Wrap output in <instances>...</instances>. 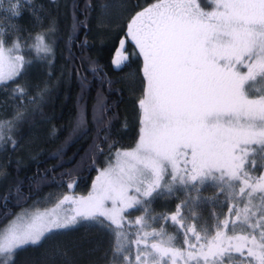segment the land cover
<instances>
[{
	"label": "snow or ice",
	"instance_id": "6c2138e0",
	"mask_svg": "<svg viewBox=\"0 0 264 264\" xmlns=\"http://www.w3.org/2000/svg\"><path fill=\"white\" fill-rule=\"evenodd\" d=\"M5 2L11 16L21 15L17 0H0V4ZM32 2L26 0L28 5ZM206 3L212 5L211 11H205L199 0H157L131 19L126 35L143 57L144 80L143 96L138 100L141 116L136 145L118 149L110 157L88 197L65 195L51 210L29 214L22 225L12 222L0 229V264H14L18 250L78 225L109 233L112 264H149V257L151 264H163L165 257L171 264H176L178 257L186 264H224L225 260L233 264V254L239 255L234 264H264V175L251 177L244 168L247 157L257 148L264 159V90L250 87L264 81V0ZM102 7L107 9L106 5ZM34 18L39 26L42 18ZM17 29L15 24L0 25V87L15 81L26 65L33 63L16 54L21 50L19 38L11 47L5 45L2 37ZM54 31V25L50 26L48 32ZM30 38L34 43L27 50L50 67L55 56L45 35ZM124 44L121 40L113 59L116 68L128 60ZM81 83L83 87V80ZM108 84L110 87L111 81ZM46 91L29 103L42 100ZM12 93V98L21 102L27 95L20 86ZM107 112L108 106L98 97L93 114L98 132L101 126L111 124L113 118L107 117ZM25 118V113L17 110L11 120H0V142L7 138L15 148L12 133ZM85 122V116H81L78 127ZM103 138L108 140L107 135ZM95 147L103 151L99 145ZM108 147L111 150L113 145ZM208 180L216 182L221 192H231L235 181L242 184L238 195L248 190L247 203L231 221V232L230 221L225 218L215 226L213 235L202 238L194 227L178 221V206L177 214L159 219L170 220L181 230L186 228L183 234L188 249L166 246L172 238L165 241L163 229H153L143 231L142 236L137 234V253L134 261L130 260L126 254L125 211L139 207L147 214L154 200L177 192H198ZM72 187L69 183L68 188ZM256 193H260V203L253 205ZM200 199L190 197L184 204L194 209ZM65 205L68 209L61 212ZM136 224L151 226L144 217ZM189 233L195 243L189 242ZM149 237L158 242L149 244ZM141 244L145 245L142 251L138 247Z\"/></svg>",
	"mask_w": 264,
	"mask_h": 264
},
{
	"label": "trees",
	"instance_id": "16d2710c",
	"mask_svg": "<svg viewBox=\"0 0 264 264\" xmlns=\"http://www.w3.org/2000/svg\"><path fill=\"white\" fill-rule=\"evenodd\" d=\"M111 1L38 0L42 6L37 14L42 18L39 26L29 12L18 18L3 17L6 22L0 19V25L18 26L2 37L6 47L19 38L21 50L16 54L33 61L15 81L0 87V120H11L17 110L26 117L12 133L15 148L7 138L0 142V229L32 205L67 193L69 183L75 184V193L88 197L94 176L107 167L110 157L138 140L136 101L141 95L143 58L128 42L129 67L115 70L112 59L120 47L118 42L125 39L127 23L157 0H117L123 4L121 10L104 17L101 7ZM199 2L205 11L212 10L206 0ZM53 25L55 31L48 32ZM36 34L45 35L53 49L55 58L50 67L27 50L34 43L30 36ZM17 86L26 89L23 102L12 98ZM44 89L42 100L29 103ZM98 97L108 106L107 117L113 118L99 132L93 115ZM81 116L86 122L77 131L74 128ZM40 130L38 140L29 144V137ZM109 144L113 145L111 150ZM111 241L105 230L78 225L18 250L14 264H112Z\"/></svg>",
	"mask_w": 264,
	"mask_h": 264
},
{
	"label": "flooded vegetation",
	"instance_id": "af4514ba",
	"mask_svg": "<svg viewBox=\"0 0 264 264\" xmlns=\"http://www.w3.org/2000/svg\"><path fill=\"white\" fill-rule=\"evenodd\" d=\"M132 43V42H131ZM133 44V43H132ZM254 162V163H253ZM245 170L248 171L249 176L251 177H259L264 175V159L261 158L259 149L249 157H247V162L244 166ZM102 170V169H101ZM98 173L94 176L93 185L95 183L96 177ZM167 179V177H166ZM234 188L231 192L225 189V191L221 192L220 186L213 182L212 180L206 181V183L199 188V191H189L188 194L184 192H177L175 196H165L163 198H158L154 200L148 208V213L146 214L139 207L126 210V216L131 220L125 227L126 230L132 231V237L135 240V230L138 232V227L141 225H135L136 220L140 217L145 218V222L150 227H147L146 231L151 232L153 229L160 231L163 229L165 236V241L171 237L170 245L175 249L180 251H186L188 249V245L184 243V234L183 232L186 230H181L177 224H173L170 220L159 219L162 216L170 217L171 215L177 214V208L179 207V214L177 215L178 221L185 225L186 227H194L197 233L204 238L205 236L210 237L214 234L215 226L225 218H228L230 221L229 231L231 232V221L235 219V212L239 209H242L247 203L248 196L246 189L245 194L243 196L238 195L239 187L242 186L241 182L235 181ZM73 187L68 189L66 195H74V197H83L75 193V184H72ZM93 192L91 188V193ZM90 193V194H91ZM89 194V195H90ZM260 193H256L253 196L252 204L258 205ZM190 197H199L200 202L197 207L194 209H189L184 201L189 199ZM229 208L232 209V212H229ZM255 210V209H253ZM260 215L257 212V217ZM148 216L155 217V220H149ZM237 233H241V229L237 227ZM188 239L190 243H195L192 234H188ZM158 242L157 238L150 237L148 239V243ZM203 242V239L202 241ZM239 259L238 254H233V264L236 260ZM149 264H151V257L148 258ZM163 264H171V261L165 257ZM176 264H186L185 259L177 258ZM187 264H197L196 261H187ZM201 264L203 262L201 261ZM224 264H228V261L225 260Z\"/></svg>",
	"mask_w": 264,
	"mask_h": 264
},
{
	"label": "rangeland",
	"instance_id": "374dc122",
	"mask_svg": "<svg viewBox=\"0 0 264 264\" xmlns=\"http://www.w3.org/2000/svg\"><path fill=\"white\" fill-rule=\"evenodd\" d=\"M102 1V0H101ZM17 2L21 5L20 6V8H19V11L21 12V15H19L18 17H21L22 15H23V12H29L31 15L30 16H32V19H33V17L35 16V15H37L38 14V12H39V7L41 6L40 5V3L38 2V0H33V2H32V5H28L27 3H26V0H17ZM157 2V1H156ZM155 2V3H156ZM154 4V3H153ZM152 4V5H153ZM208 4V3H207ZM122 5L123 4H121V3H119V2H117V0H112L111 2H110V4L109 5H106L107 6V9L105 10V8L104 7H101V10H102V15L105 17L106 15H108L109 14V16H111L113 13L115 14V10H121V8H122ZM152 5H149L148 7H150V6H152ZM208 5H210V4H208ZM103 6H105V5H103ZM212 6V5H211ZM147 7V8H148ZM7 8H8V4L5 2V3H2V4H0V19H2V20H4V22H6L5 21V19L4 18H6V19H8V18H18L17 16H11L10 15V13H8L7 12ZM111 13V14H110ZM135 16V15H134ZM133 16V17H134ZM4 17V18H3ZM132 17V18H133ZM131 18V19H132ZM34 21L36 22V20H35V18H34ZM42 21V20H41ZM131 21V20H130ZM130 21L127 23V25H126V29H125V39H123V40H126V42H132L133 43V45L135 46V44H134V42L133 41H131L130 40V38H128L127 37V35H126V33H127V26H128V24L130 23ZM101 24V23H100ZM100 24H99V26H100ZM101 28V27H100ZM7 34H8V32L3 36V37H5V36H7ZM136 47V46H135ZM136 49L139 51V49L136 47ZM126 50V51H125ZM118 51V50H117ZM117 51H116V53H117ZM113 53H114V51H113ZM116 53L114 54V56H113V59H114V57L116 56ZM124 55H126L127 57H128V60L124 63V64H122L121 65V67L123 68H125V66H127V67H129L128 65H129V63H130V61H131V57L129 56L130 55V52L127 50V47L124 49ZM143 58V57H142ZM113 59H112V63H113ZM54 61V60H53ZM53 61H52V63H53ZM120 67V68H121ZM142 68H143V64H142V67L140 66V69H139V71H140V75L139 76H141L142 77V83H141V85H142V88H141V95H140V97H139V99L140 98H142V96H143V88H144V81H143V74H142ZM128 79H130L131 80V78H128ZM132 82V81H131ZM250 87H252V88H261L262 90H264V81H262V82H258V83H256V84H252V85H250ZM139 99H137V101H136V108H137V111L139 112V114L137 115V116H139V121H140V116H141V110L139 109V107H138V100ZM35 114H36V112H34ZM140 125V124H139ZM79 128H81V127H78V124H76V127H75V130H78ZM102 128V127H101ZM140 129V128H139ZM40 133V132H42L41 130L40 131H36L35 133H33L30 137H29V139H28V143L30 144V143H32V142H35V141H37L38 140V134L37 133ZM137 143V142H136ZM136 143H135V145H136ZM134 145V146H135ZM133 146V147H134ZM133 147H131V148H133ZM253 147H256V146H253ZM130 149V148H129ZM100 173V172H99ZM99 175V174H98ZM95 183H96V180H95ZM94 183V184H95ZM94 186V185H93ZM92 190H93V187H92ZM66 195V193H64V194H60V193H58V194H56V195H53V196H51V197H49L48 199H46V200H44L42 203H36V204H34V205H32L31 207H29L28 209H25V210H23V211H21V213H19L16 217H15V219H13L12 221H10L7 225H9L10 223H12V222H16V223H18V224H23V223H25L26 222V217H27V215H29V214H35V213H37V212H39V213H43V212H45L46 210H51L52 208H54L55 207V205L58 203V201L59 200H61V199H63V197ZM72 196H74V195H72ZM109 206H110V202H109ZM65 209H68V206L67 205H65L64 206V208L63 209H60V211L61 212H63ZM124 217H125V221H126V223H125V226L131 221L127 216H126V211H125V213H124ZM21 218H23V219H21ZM6 225V226H7ZM135 225H137V224H135ZM3 228V227H2ZM1 228V229H2ZM146 229H147V227H144V228H142L141 226H139L138 227V232H137V230H135V240L137 239V234L139 233L141 236H142V232L143 231H146ZM124 231L127 233V237H128V249L126 250V251H129V250H132L133 252H134V254L133 255H128L129 256V258H133V261H134V258H135V255H136V253H137V245L135 244V240L133 239V237H132V235L130 234V231L129 230H126V229H124ZM129 233V234H128ZM150 238V237H149ZM148 238V239H149ZM139 247V249L142 251L144 248H145V245L144 244H141V245H139L138 246Z\"/></svg>",
	"mask_w": 264,
	"mask_h": 264
},
{
	"label": "water",
	"instance_id": "95a60500",
	"mask_svg": "<svg viewBox=\"0 0 264 264\" xmlns=\"http://www.w3.org/2000/svg\"><path fill=\"white\" fill-rule=\"evenodd\" d=\"M125 41V40H124ZM120 48V47H119ZM124 49H125V46H124ZM113 66H114V64H113ZM114 69L115 70H120V68H116L115 66H114Z\"/></svg>",
	"mask_w": 264,
	"mask_h": 264
},
{
	"label": "bare ground",
	"instance_id": "6f19581e",
	"mask_svg": "<svg viewBox=\"0 0 264 264\" xmlns=\"http://www.w3.org/2000/svg\"><path fill=\"white\" fill-rule=\"evenodd\" d=\"M126 37V36H125ZM121 40V39H120ZM120 42H118V44H119ZM128 43V42H127ZM126 51V50H125ZM130 56V55H129ZM89 124V123H88ZM75 129V128H74ZM81 130V129H80ZM78 131V130H77Z\"/></svg>",
	"mask_w": 264,
	"mask_h": 264
}]
</instances>
